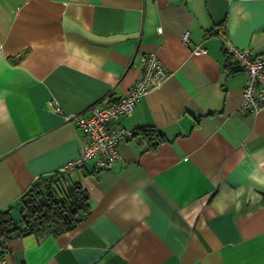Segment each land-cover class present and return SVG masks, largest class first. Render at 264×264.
I'll use <instances>...</instances> for the list:
<instances>
[{
	"label": "crops",
	"instance_id": "0c3cea01",
	"mask_svg": "<svg viewBox=\"0 0 264 264\" xmlns=\"http://www.w3.org/2000/svg\"><path fill=\"white\" fill-rule=\"evenodd\" d=\"M226 40L264 53V0H0V211L51 179L88 195L72 228L0 242L8 264H264V110L242 109ZM150 51L170 76L110 124L165 140L60 174L75 116L127 94Z\"/></svg>",
	"mask_w": 264,
	"mask_h": 264
},
{
	"label": "built area",
	"instance_id": "2783aa9c",
	"mask_svg": "<svg viewBox=\"0 0 264 264\" xmlns=\"http://www.w3.org/2000/svg\"><path fill=\"white\" fill-rule=\"evenodd\" d=\"M183 40L189 41L187 32L183 34ZM225 48L227 54L235 60L238 69L246 75L242 109L250 112L264 110V53L256 54L249 48H239L229 40H226ZM194 51L205 53L206 49L197 45ZM141 63V73L127 94L103 105L94 104L88 113L75 116L85 142L79 155L67 162L59 170L60 174L64 175L86 166H91L96 172L113 169L121 157L120 142L130 139L133 130L113 126L110 121L118 119L121 115H131L136 102L162 86L170 76L157 51L144 53L141 56ZM0 264H8L1 255Z\"/></svg>",
	"mask_w": 264,
	"mask_h": 264
},
{
	"label": "trees",
	"instance_id": "16d2710c",
	"mask_svg": "<svg viewBox=\"0 0 264 264\" xmlns=\"http://www.w3.org/2000/svg\"><path fill=\"white\" fill-rule=\"evenodd\" d=\"M135 138L145 144L146 150L156 149L165 140L163 133L153 126L136 128L130 139ZM52 183L53 179L36 184L24 194L17 222L10 209L0 211L1 243L12 237L29 234L44 236L59 233L77 223L81 217V208L86 206L87 193L72 188L69 196H58L52 190Z\"/></svg>",
	"mask_w": 264,
	"mask_h": 264
},
{
	"label": "water",
	"instance_id": "95a60500",
	"mask_svg": "<svg viewBox=\"0 0 264 264\" xmlns=\"http://www.w3.org/2000/svg\"><path fill=\"white\" fill-rule=\"evenodd\" d=\"M88 196V195H87ZM14 220L17 222L18 221V218L17 217H14Z\"/></svg>",
	"mask_w": 264,
	"mask_h": 264
},
{
	"label": "rangeland",
	"instance_id": "374dc122",
	"mask_svg": "<svg viewBox=\"0 0 264 264\" xmlns=\"http://www.w3.org/2000/svg\"><path fill=\"white\" fill-rule=\"evenodd\" d=\"M57 189V188H56ZM19 213H20V210H19ZM20 215V214H19ZM14 217H16V216H14Z\"/></svg>",
	"mask_w": 264,
	"mask_h": 264
}]
</instances>
